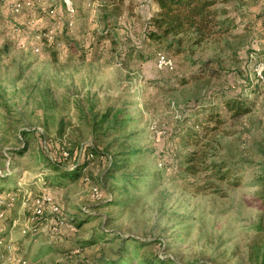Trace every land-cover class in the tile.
<instances>
[{
  "label": "rangeland",
  "instance_id": "obj_1",
  "mask_svg": "<svg viewBox=\"0 0 264 264\" xmlns=\"http://www.w3.org/2000/svg\"><path fill=\"white\" fill-rule=\"evenodd\" d=\"M19 1L0 0V175L7 178L0 184L2 195L15 193L7 219H0V239L13 235L16 264L115 260L119 235L152 241L141 254L156 249L178 264H262L264 0L219 3L228 12L227 31L216 28L197 46L184 41L183 53L142 39L145 21L134 9L143 6L132 0H73L71 15L62 0H31L17 13ZM107 13L115 17L111 25ZM122 16L143 41L147 62L124 61L120 45L106 39L91 42L95 30L115 27ZM45 30L53 38L42 47L32 33ZM159 51L171 57L173 69L158 67ZM220 93L247 98L250 111L225 115ZM212 94L221 123L201 126L199 106L210 105ZM117 115V127L104 135ZM84 144L111 155L138 150L125 170L135 181L106 175L105 154L78 178H63ZM195 150L202 170L192 173L186 159ZM51 159L64 167L55 170ZM44 194L61 213L47 210L32 221Z\"/></svg>",
  "mask_w": 264,
  "mask_h": 264
},
{
  "label": "trees",
  "instance_id": "obj_2",
  "mask_svg": "<svg viewBox=\"0 0 264 264\" xmlns=\"http://www.w3.org/2000/svg\"><path fill=\"white\" fill-rule=\"evenodd\" d=\"M111 1L123 4V0ZM223 1L225 0L139 1L137 5H142L143 9L148 7V5L150 6L151 3L156 5V11L150 16H145V26L143 28L141 37L145 42L148 41L150 44L153 43L158 48H167L169 51L174 50V52L183 53L185 51V49L182 47L184 41L188 43L190 42V44L197 46L207 41L216 32V28H224L225 31H227L229 25L228 18H226L228 13L227 9L216 7ZM63 6L65 7L64 3ZM141 10L142 9H140V11ZM103 17L107 19L106 21L108 24H110L115 18L111 13H107ZM128 18L129 17L122 16V22H120V24H115V27L113 28L106 27L103 30H95L93 35L90 36L91 42L94 41L97 43L106 39L113 45H120L122 48V53H120V56L123 58V60L127 61V59H129L130 61L132 60L140 65L147 62L150 58L148 54H145L141 50L140 44L143 41L139 39V36L135 35V29H133V26L129 22L130 19L128 20ZM49 32L50 31L46 30L34 32L32 33V38L35 39L37 35L41 36V39L37 41V43L39 46H46L47 42L49 41V38L46 36V34ZM121 40L124 41V44L131 43L132 46L129 48H124L125 46H123ZM35 41L36 40H34V42ZM54 42L55 40H52V42L50 41V43ZM89 53L90 51L86 53L89 55L88 57L92 55ZM167 56L171 58L169 55ZM125 58L127 59L125 60ZM121 64L123 65V62ZM206 65L207 64H203L204 71H207L208 69L212 70L211 67H208L206 70ZM125 66L128 68L130 67L127 62L125 63ZM166 70L170 69L166 68ZM188 82V80L181 79L180 84H185ZM214 95L216 96V94L211 95L213 97L211 98L212 100L210 99L212 101H210V105H207L206 102H203L199 106L200 110L198 114L201 116L198 120V123L201 126H204L206 121H215L217 123H221V110L212 104L214 103ZM216 99H219L221 105H223V108L220 109H222L225 115H229L231 118H237L241 115L247 114L250 111L248 99L243 98L239 94H232L230 96L228 95L227 97L223 93H220L217 95ZM118 117L119 115L116 116L114 121L115 123L112 126L110 125V127H108L107 130L103 132L104 135L108 136L110 131L117 127V123L119 122ZM107 118L108 115H104L102 122L107 121ZM29 134L30 133H28V135ZM178 135H181V132L178 133ZM182 136H184V134H182ZM100 149V146L91 144H84L77 147L76 153L74 155L73 168H71V170L68 168L69 170H67V172H63V178H78V176H80L94 163L97 157L105 154L107 155L106 158L109 161V168L106 175L112 179L117 173H119L121 180H124L127 184H131L135 181L134 173L125 172V170L129 167V165L132 164L130 159L138 154V150L121 148L111 155L102 152ZM197 155L198 151H192L190 156L186 159V171L196 173L202 170L201 163L199 164V157H197ZM50 162L53 164V168L57 171L64 167L61 162H58L54 159H51ZM223 177L224 178L222 179H225L227 176ZM6 180V177L0 175V181L5 182ZM5 189L6 186L0 184V210H7L10 207L9 204L15 195L14 192H7L5 195H2L4 194ZM6 219L7 218L4 217L2 221ZM105 237H107L106 234L101 236V238ZM117 237L120 239V247L115 252L117 258H115V260H110L100 257L94 262V264H138L137 260L140 261L139 264H178L174 260L164 259L162 256H159L156 249H151L141 254L140 249L153 247L154 242L152 241H147L137 237L127 238L120 235ZM129 245L132 246L133 249H129ZM262 264H264V260Z\"/></svg>",
  "mask_w": 264,
  "mask_h": 264
},
{
  "label": "built area",
  "instance_id": "obj_3",
  "mask_svg": "<svg viewBox=\"0 0 264 264\" xmlns=\"http://www.w3.org/2000/svg\"><path fill=\"white\" fill-rule=\"evenodd\" d=\"M63 3L65 5L68 14L71 15L75 12L73 0H63ZM31 6H32L31 0H21L13 5L14 11L17 13L21 12L23 9L30 8ZM46 36L49 38V40L52 39L53 38L52 31L46 34ZM36 38L41 39V36L37 35ZM39 50H40L39 47L35 48V51H39ZM157 63L160 69L168 68L171 70L174 68L173 60L162 52H158L157 54ZM256 71L258 72L259 75H261L259 69H257ZM96 195L98 198H101L99 192ZM9 206H11V204H9ZM47 210H49V213L51 214L61 213V208L59 204L55 203L50 196L44 194L36 201V207L34 208V217L32 221L43 219L46 216ZM5 212L6 210H0V219L5 217ZM28 231H29L28 228L23 229V232L26 234L28 233ZM16 252H17V246L15 245L14 242L0 239V264H7L9 258L12 255H14ZM20 263L28 264V261L26 259H21Z\"/></svg>",
  "mask_w": 264,
  "mask_h": 264
},
{
  "label": "crops",
  "instance_id": "obj_4",
  "mask_svg": "<svg viewBox=\"0 0 264 264\" xmlns=\"http://www.w3.org/2000/svg\"><path fill=\"white\" fill-rule=\"evenodd\" d=\"M139 1H141V0H132V2L135 5H137V3ZM127 4H129V2H126V5ZM150 6L148 5V7H145L141 11H140V8L139 7L136 8V9H134L136 12H138L137 13L138 15H136V17L138 18V20L145 21V16L146 15L150 16L152 13H154L156 11V8H155L156 5L154 3H151ZM12 237H13V235H10V237H7L5 240L12 241V239H13ZM17 252H18V250H17ZM17 252L9 258V260L7 261L8 264H16V263H18V261H19V259L17 258L18 256L15 257L17 255Z\"/></svg>",
  "mask_w": 264,
  "mask_h": 264
}]
</instances>
